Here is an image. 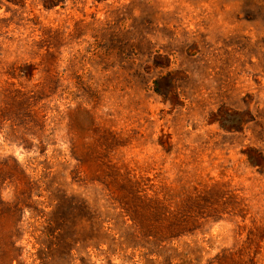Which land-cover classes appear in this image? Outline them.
Wrapping results in <instances>:
<instances>
[{"label":"rangeland","instance_id":"374dc122","mask_svg":"<svg viewBox=\"0 0 264 264\" xmlns=\"http://www.w3.org/2000/svg\"><path fill=\"white\" fill-rule=\"evenodd\" d=\"M0 264H264V0H0Z\"/></svg>","mask_w":264,"mask_h":264}]
</instances>
